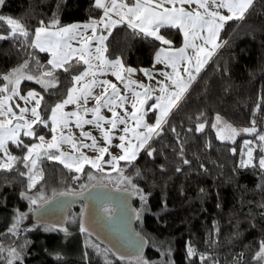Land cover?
I'll list each match as a JSON object with an SVG mask.
<instances>
[{"label":"trees","instance_id":"trees-1","mask_svg":"<svg viewBox=\"0 0 264 264\" xmlns=\"http://www.w3.org/2000/svg\"><path fill=\"white\" fill-rule=\"evenodd\" d=\"M93 5L94 0H6L0 15L19 20L30 35L27 40L0 41V74L28 59L29 53L46 64L49 53L28 47L32 33L40 26L39 21L47 25L58 17L62 26L77 21L89 22L90 18L98 19L102 15V10ZM7 31L6 25L0 22V34H7ZM160 33L172 41L173 48L182 43L179 29L161 28ZM220 38L227 44L209 60L186 99L168 118L162 136L152 142L151 147L157 152L152 157L143 151L140 153L135 167L141 176L135 177L134 170L127 169L125 175L134 177L132 183L141 190L139 194L131 185H117L114 180L107 179L99 182V176L93 181L86 175L74 180L75 173H69L58 162L43 158L38 164L43 169L44 180L32 189L26 187V176L21 177L15 171L0 172V247L4 249L0 255L7 257V250L16 248L23 257L16 264H106V260L111 264H129L135 257L122 262L112 252L107 257L102 256L91 247L90 240H84L86 233L81 235L74 226L67 234L41 228L54 225L34 220V212L28 211L29 201L21 196L25 192L29 196L40 194L47 201L61 193H78L94 185H108L132 195L136 228L145 240L140 256L149 264H264L255 258L259 242L264 240V207H261L264 205V179L257 169L239 167L243 134L237 136L234 143L221 142L210 127L219 113L224 121L238 127H250V121L255 119L257 128L261 132L264 130V0H257L254 11L245 21L229 22ZM106 43L109 58L119 56L126 66L147 68L151 67L157 49L164 45L152 37L135 34L126 25L114 29ZM56 74L61 81L57 89L45 92L32 81H23L20 85L22 92L34 88L44 96L43 118L49 114L43 105H53L70 86L67 74L62 71ZM257 104H260L259 112L255 111ZM200 113L204 116L197 119ZM205 120L209 126L197 133L196 124ZM172 127L182 137L179 143L183 144V158L188 159L190 165L183 164L178 155L180 149L176 133L170 130ZM189 128L193 131L188 132ZM49 133V129L38 127L37 135ZM21 138L25 144L35 140L23 135ZM208 142L211 148L205 147ZM232 148L236 149L235 153ZM10 149L18 157L24 154V150L12 143ZM123 164L121 162V166ZM17 167L26 171L22 164ZM178 167L181 172L176 171ZM89 171L94 173L90 166H85V172ZM115 175L113 172L112 176ZM81 185L87 187L82 189ZM141 195L145 199L142 200ZM17 210L27 213V218L17 234L9 233ZM73 212V222L80 227V211ZM30 223L38 225L24 230ZM87 235L100 245L91 234ZM189 245L197 255L188 256ZM200 254L207 259L201 261ZM0 264H6L5 260H0Z\"/></svg>","mask_w":264,"mask_h":264},{"label":"snow or ice","instance_id":"snow-or-ice-1","mask_svg":"<svg viewBox=\"0 0 264 264\" xmlns=\"http://www.w3.org/2000/svg\"><path fill=\"white\" fill-rule=\"evenodd\" d=\"M5 2L6 0H0V8ZM256 3L257 0H132L131 3L126 0H94V8L101 9L102 15L98 19L90 18L88 23L62 26L58 17L51 19L47 25L43 20L39 21L40 26L32 33L28 47L49 53L51 58L46 64H42L35 55L29 53L28 59L9 72L0 74V172L15 171L21 177L26 176V187L32 189L44 180L43 169L38 164L43 158L58 162L69 173H75L72 176L74 180L86 175L89 181H93L99 176V182L107 179L114 180L117 185H131L139 194L141 190L132 183L134 177L125 175V170L132 168L135 177L141 176L140 170L135 167L140 153L143 151L152 157L157 152V149L151 147L152 142L162 136L168 118L186 99L208 61L227 44L226 40H221V32L229 22L245 21L254 11ZM185 5L189 7L186 8ZM193 5L194 8L191 7ZM0 22L8 29L7 34H0V41L19 38L27 40L30 35L26 26L17 19L0 15ZM121 25H126L135 34L152 37L168 46L155 54V63L163 64L165 69L170 68V71L159 70L158 74L163 79L156 80L155 85L132 79L137 69L125 66L119 56L109 59L106 55V42L113 30ZM166 27L182 31L181 47L173 48L172 41L159 34L160 29ZM88 30H91V35H88ZM73 42L79 46H74ZM30 64H33L32 69ZM58 71L70 77V86L53 105H43L50 113L45 119L41 116L44 96L35 90L21 94L20 85L23 81H32L45 92L57 89L61 83L56 74ZM140 71L150 81L155 79L152 71ZM109 74L115 77L120 86L103 78ZM17 98L24 102L23 107L15 103ZM90 101L93 102L91 107L88 106ZM69 105L74 106V110L66 111ZM102 110L110 115L105 116ZM255 111H260V104H257ZM149 113L155 116L154 123L147 122ZM203 116L204 113H200L197 119ZM250 123V127L237 129L217 113L210 127L215 130L216 138L221 142L234 143L241 133L253 135L255 139L243 141L244 158L239 167L257 169L264 179V132L257 128L255 119ZM86 125L98 130L99 139L91 130H84ZM207 126V120L197 123L195 131L204 132ZM38 127L49 129L51 139L46 141L44 135H37ZM74 128L79 130L78 135L73 131ZM170 130L176 133L175 127ZM187 131L192 132L193 129L189 128ZM21 134L38 142L25 144ZM114 139L119 142L113 144ZM181 139L180 134L176 133L180 149L178 155L183 164L190 165L191 162L183 158V144L179 143ZM9 142L24 150L22 157L10 153ZM112 147L118 149L119 154H113ZM205 147L211 148L212 145L208 142ZM86 149L96 155L89 156ZM257 150L259 156L255 157ZM231 151L235 153L236 149L232 148ZM106 155L108 159H105ZM121 162H124L123 166ZM18 164H22L26 171H20ZM85 166H90L95 174L93 171L86 173ZM200 167L203 169L204 165L201 164ZM176 171L181 172L182 169L178 167ZM113 172L116 173L115 177L112 176ZM85 187L87 186L81 185L82 189ZM203 191L201 189L202 193ZM21 196L31 206L37 205L38 201L47 202L43 195L29 196L25 192ZM141 199L145 197L141 195ZM30 210L38 211L35 207ZM103 210L108 215L112 214L109 207H104ZM26 218L27 213L17 210L15 221L8 232L17 234ZM62 230L67 232L66 228ZM80 231L90 235L83 222ZM259 243L260 248L255 253V258L264 262V240ZM91 247L104 257L112 251L108 248L101 249L95 243H91ZM7 251V257L0 255V260H5L6 264H16L23 259L22 253L16 248H9ZM3 252L4 249L0 247V253ZM187 254L190 257L197 255L190 245L187 247ZM120 259L126 258L121 255ZM134 259L136 264H149L141 256ZM199 259L203 261L207 257L200 254ZM106 264H111V261L106 260Z\"/></svg>","mask_w":264,"mask_h":264},{"label":"water","instance_id":"water-1","mask_svg":"<svg viewBox=\"0 0 264 264\" xmlns=\"http://www.w3.org/2000/svg\"><path fill=\"white\" fill-rule=\"evenodd\" d=\"M82 195H55L38 206L33 219L54 226L66 223L70 208L81 202L80 220L89 233L102 246L111 249L117 257L126 259L142 254L145 240L136 228L133 197L130 192L108 185H95L83 191ZM79 193V192H78ZM110 207L112 214L104 212Z\"/></svg>","mask_w":264,"mask_h":264},{"label":"crops","instance_id":"crops-1","mask_svg":"<svg viewBox=\"0 0 264 264\" xmlns=\"http://www.w3.org/2000/svg\"><path fill=\"white\" fill-rule=\"evenodd\" d=\"M185 7L187 8V7H189V6L185 5ZM191 7L194 8L195 5H193V6H191ZM225 14H226V12H225ZM73 23L84 24V23H88V22L77 21V22H73ZM73 23H71V24H73ZM38 27H39V26H38ZM180 31H181V30H180ZM181 33H182V31H181ZM159 34L161 35V33H159ZM88 35H91V30H88ZM182 36H183V35H182ZM73 44H74V46H76V47L79 46V45L76 44L75 42H73ZM182 44H183V40H182V43L180 44V46H178V47H176V48L181 47ZM167 47H168L167 45H162L161 47H159V48L157 49V51L155 52V54H156L161 48H167ZM189 52H191V50H189ZM50 58H51V57H50V54H49V59H50ZM108 58H109V57H108ZM109 59H115V58H109ZM208 62H209V61H208ZM125 66H126V65H125ZM127 67H132V68L137 69V71H136L135 73H133V75H132V79H134V80H136V81H138V82H142V83H144V84H152V85H155V81H156V80H161V79H163V77L159 76V74H158L159 70H167V71H170V68H169V69H165L163 64H157V63H155V55H154L153 63H152V65H151L150 68L143 67V66H140V67L127 66ZM140 69H148V70L152 71V72L155 74V79L150 81L149 78L146 77V76L143 74L142 71H140ZM103 78L109 79V80L113 81L114 83H117L118 86H120V85H119V82L116 81L115 77L112 76V75H110V74L107 75L106 77H103ZM28 90H35L36 92L40 93L38 90H36V89H34V88H29V89H27L25 92H22V91L20 90V92H21V94H26V92H27ZM40 94H41V93H40ZM157 94H158V93H157ZM15 103H19L22 107L24 106V102H23V101H20L18 98L15 99ZM149 103H151V101H150ZM88 106H89V107L93 106V102L90 101ZM65 110H66V111H72V110H74V106L69 105V106H67V108H66ZM17 111H18V110H17ZM102 112H103V114H104L105 116H109V115H110L106 110H102ZM49 115H50V113L48 114V116H49ZM47 118H48V117H47ZM47 118H45V119H47ZM89 118H91V117L89 116ZM146 119H147V122H148V123H154L155 116L152 114L151 117H150L149 114H148V116L146 117ZM49 127H50V125H49ZM84 130H85V131L91 130V131H92V134H93V135H96V136L98 137V139H99V132H98V130L93 129L92 126H87V125H86ZM73 131L76 132L77 135L79 134V130H78V129H75V128H74ZM21 135H23V134H21ZM39 135H44V134H39ZM117 135H119V133H117ZM44 136H45L46 141H48V140L51 139V133H49V135H44ZM37 142H38V141L35 139L32 143H37ZM118 142H119L118 140H115V139L113 140V144H116V143H118ZM10 143H11V142H9V144H8V148H9L10 153L13 155V152H12L11 149H10ZM32 143H31V144H32ZM85 151L87 152V154H88L89 156H95V155H96L95 152H92V151H90V150H87V149H86ZM111 152H112L113 154H119V150L116 149L115 147H112V148H111ZM105 159H108V156H107V155L105 156Z\"/></svg>","mask_w":264,"mask_h":264},{"label":"rangeland","instance_id":"rangeland-1","mask_svg":"<svg viewBox=\"0 0 264 264\" xmlns=\"http://www.w3.org/2000/svg\"><path fill=\"white\" fill-rule=\"evenodd\" d=\"M229 124V123H228ZM231 125V124H230ZM233 127H235V128H237V129H242V128H245V127H238V126H234V125H232ZM262 132H264V130L262 131ZM243 134V135H242ZM240 135H242V141H241V153H242V149H244V145H243V141L244 140H252V139H255V137L253 136V135H251V134H246V133H241ZM254 156L255 157H258L259 156V150H257V152L256 153H254ZM242 158H244L243 156H242ZM37 195H40V194H37ZM37 195H34V196H37ZM44 198H45V196H43ZM41 202L42 201H38V203H37V205H35V206H31L30 205V208L31 207H37V206H39L40 204H41ZM30 208L28 209V211H31L30 210ZM31 212H35V211H31ZM73 217H74V212L73 211H70L69 213H68V216H67V219H66V223H65V227H63V226H40L41 228H43V229H50V230H58V231H61V232H63V234H67V232L69 231V228L71 227V226H74V227H76V230L78 229L79 231H80V227H78V225L76 226V223H74L73 222ZM25 220V219H24ZM37 223H30V224H28L26 227H24L23 229L24 230H27V229H33V228H35V227H37ZM64 228H66L67 229V232H65V231H63L62 229H64ZM81 235H83V233L81 232ZM84 240L86 241H89L90 240V242H92V243H95V244H97L92 238H90L87 234H85V236H84ZM100 246V245H99ZM100 248L101 249H105V247H103V246H100ZM54 257H57V258H59V255H54ZM84 257H86V255L84 256ZM62 258V257H61ZM125 260H122V262H124ZM131 262H132V264H136V262H135V259L133 258L132 260H131Z\"/></svg>","mask_w":264,"mask_h":264},{"label":"flooded vegetation","instance_id":"flooded-vegetation-1","mask_svg":"<svg viewBox=\"0 0 264 264\" xmlns=\"http://www.w3.org/2000/svg\"><path fill=\"white\" fill-rule=\"evenodd\" d=\"M81 207H82V204H81V202H76V203H74L73 205H72V207L70 208V210L69 211H80V209H81ZM108 207V206H107ZM36 208H38V206L36 207ZM110 208V207H109ZM64 226V225H63Z\"/></svg>","mask_w":264,"mask_h":264},{"label":"built area","instance_id":"built-area-1","mask_svg":"<svg viewBox=\"0 0 264 264\" xmlns=\"http://www.w3.org/2000/svg\"><path fill=\"white\" fill-rule=\"evenodd\" d=\"M127 172V169L125 170V173Z\"/></svg>","mask_w":264,"mask_h":264}]
</instances>
